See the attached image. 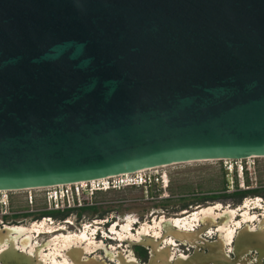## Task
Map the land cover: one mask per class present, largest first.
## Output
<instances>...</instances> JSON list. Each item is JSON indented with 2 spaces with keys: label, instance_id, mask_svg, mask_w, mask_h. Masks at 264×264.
Returning <instances> with one entry per match:
<instances>
[{
  "label": "water",
  "instance_id": "1",
  "mask_svg": "<svg viewBox=\"0 0 264 264\" xmlns=\"http://www.w3.org/2000/svg\"><path fill=\"white\" fill-rule=\"evenodd\" d=\"M264 157V0H0V192Z\"/></svg>",
  "mask_w": 264,
  "mask_h": 264
},
{
  "label": "flooded vegetation",
  "instance_id": "2",
  "mask_svg": "<svg viewBox=\"0 0 264 264\" xmlns=\"http://www.w3.org/2000/svg\"><path fill=\"white\" fill-rule=\"evenodd\" d=\"M246 172L244 189L236 180L232 192L142 187L155 204L145 218L117 217L109 202L89 199L60 213L6 212L0 194V264H264V185H249Z\"/></svg>",
  "mask_w": 264,
  "mask_h": 264
},
{
  "label": "rangeland",
  "instance_id": "3",
  "mask_svg": "<svg viewBox=\"0 0 264 264\" xmlns=\"http://www.w3.org/2000/svg\"><path fill=\"white\" fill-rule=\"evenodd\" d=\"M231 161H214V162H190L184 164H174L166 168L155 170L152 172L144 173L145 176L162 177L164 182H168V193L171 194H183L188 195L192 193L207 192V191H221L225 184L229 185L228 191L232 192L235 190L236 180H239L240 187L242 183L240 167H237L238 176L237 178L234 171H231ZM243 166L247 168V174L249 177V185L260 183L264 185V158L249 159L242 162ZM236 169V167H235ZM229 170V171H227ZM246 171V170H245ZM244 171V174H245ZM132 176H129V178ZM123 179V183H126L125 178H119L116 181H110L114 184L118 180ZM157 182L160 185L162 179ZM106 186L109 181L103 182ZM164 183V185H165ZM99 185V184H98ZM97 185V186H98ZM87 186V185H86ZM85 186V187H86ZM79 187V186H78ZM73 188V187H71ZM149 189V187H144ZM70 189V188H68ZM50 190V189H49ZM49 190H31V191H18V192H7L1 193L8 197V206L5 207L6 212H19L33 215L37 212L52 211L51 205L46 203V193ZM147 191L142 187H122L120 186L117 190L107 192L105 194H87L83 196L80 194V201L89 199L93 203L95 202H109L114 210L117 217H121L124 214H135L139 217L147 216V211L151 209L152 205L147 201L142 200L146 197ZM231 194V193H229ZM95 195V196H94ZM5 200V197L3 198ZM128 201H137L144 206H136L134 203ZM159 200L153 201L157 202ZM83 203V202H82ZM80 203V204H82ZM69 210V209H68ZM55 211V210H53ZM34 217H28L24 223L33 219ZM21 221V220H20ZM75 226V225H74ZM73 229H75L73 227Z\"/></svg>",
  "mask_w": 264,
  "mask_h": 264
},
{
  "label": "built area",
  "instance_id": "4",
  "mask_svg": "<svg viewBox=\"0 0 264 264\" xmlns=\"http://www.w3.org/2000/svg\"><path fill=\"white\" fill-rule=\"evenodd\" d=\"M229 165H231V171L237 172V167H240V173L243 174L245 170H247L246 166L242 163H238V161H232ZM244 162V160H242ZM236 167V169H235ZM229 171V170H227ZM158 179H161L160 177H154V176H145V175H134L127 180L126 183L122 184L121 182L123 179L118 180L117 183L109 181L107 185L105 186L103 183H100L98 186H90L87 185L86 187H78V186H70L66 187L62 186L60 188L51 189L47 191L46 193V203L48 205H51V210H62V209H73L75 208V205H80V203L83 202V200L80 201V194L82 192L83 195L90 194L92 195L95 192H105L108 190H117L120 186L122 187H150L152 184H157ZM164 186V184L162 183ZM166 186V184H165ZM59 187V186H57ZM73 187V188H71ZM70 188V189H68ZM241 188L244 189V186L241 184ZM65 203V205H63Z\"/></svg>",
  "mask_w": 264,
  "mask_h": 264
},
{
  "label": "bare ground",
  "instance_id": "5",
  "mask_svg": "<svg viewBox=\"0 0 264 264\" xmlns=\"http://www.w3.org/2000/svg\"><path fill=\"white\" fill-rule=\"evenodd\" d=\"M259 158H264V157H251V158H248L246 160H249V159H259ZM244 160V161H246ZM216 160H209V161H199V162H214ZM231 163L233 164V162L231 161ZM238 163H242V161H238ZM168 166H164V167H158V168H151V169H145V170H141L139 172H135V173H132V174H124V175H120V176H114V177H108V178H104V179H100V180H93V181H90V182H80V183H75V184H72V185H66V187H70V186H80V187H85L86 185H90V186H96L100 183H103L105 181H116L117 179L119 178H125V179H128L129 176H134V175H142L144 173H148V172H152V171H155V170H159V169H162V168H166ZM240 171V170H239ZM124 181V180H123ZM123 181L121 182L122 184ZM127 182V181H126ZM104 184V183H103ZM62 186H59V187H52V188H36V189H29V190H25V191H31V190H51V189H56V188H60ZM1 193H7V192H0Z\"/></svg>",
  "mask_w": 264,
  "mask_h": 264
},
{
  "label": "clouds",
  "instance_id": "6",
  "mask_svg": "<svg viewBox=\"0 0 264 264\" xmlns=\"http://www.w3.org/2000/svg\"><path fill=\"white\" fill-rule=\"evenodd\" d=\"M246 171H247V170H246ZM246 171H245V172H246ZM235 173L237 174V172H235ZM238 179H239V178H238ZM167 184H168V182L166 183V185H167ZM152 185H153V184H152ZM152 185H151V186H152ZM160 185H161V184H160ZM102 192H103V191H102ZM95 193H96V192H95ZM93 194H94V193H93ZM93 194H92V195H93ZM83 196H85V195H83ZM85 200H87V199H85ZM85 200H83V203L85 202ZM1 205H2V204H1V202H0V206H1ZM63 205H65V203H63ZM62 210H65V209H62ZM55 211H60V210H55Z\"/></svg>",
  "mask_w": 264,
  "mask_h": 264
},
{
  "label": "trees",
  "instance_id": "7",
  "mask_svg": "<svg viewBox=\"0 0 264 264\" xmlns=\"http://www.w3.org/2000/svg\"><path fill=\"white\" fill-rule=\"evenodd\" d=\"M52 213H60L59 211H57V212H52Z\"/></svg>",
  "mask_w": 264,
  "mask_h": 264
}]
</instances>
